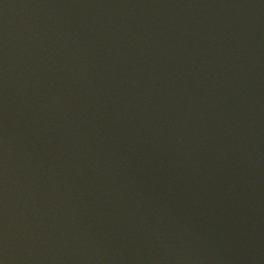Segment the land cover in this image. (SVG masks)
Wrapping results in <instances>:
<instances>
[{"label": "water", "instance_id": "obj_1", "mask_svg": "<svg viewBox=\"0 0 264 264\" xmlns=\"http://www.w3.org/2000/svg\"><path fill=\"white\" fill-rule=\"evenodd\" d=\"M0 259L264 264V0H0Z\"/></svg>", "mask_w": 264, "mask_h": 264}, {"label": "clouds", "instance_id": "obj_2", "mask_svg": "<svg viewBox=\"0 0 264 264\" xmlns=\"http://www.w3.org/2000/svg\"><path fill=\"white\" fill-rule=\"evenodd\" d=\"M0 264H6V260L5 259H0Z\"/></svg>", "mask_w": 264, "mask_h": 264}]
</instances>
